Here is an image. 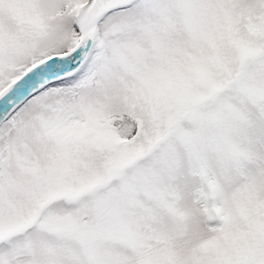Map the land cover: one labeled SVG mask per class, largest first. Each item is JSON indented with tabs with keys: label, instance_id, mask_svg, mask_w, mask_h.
<instances>
[{
	"label": "snow or ice",
	"instance_id": "1",
	"mask_svg": "<svg viewBox=\"0 0 264 264\" xmlns=\"http://www.w3.org/2000/svg\"><path fill=\"white\" fill-rule=\"evenodd\" d=\"M0 264H264V0H0Z\"/></svg>",
	"mask_w": 264,
	"mask_h": 264
}]
</instances>
